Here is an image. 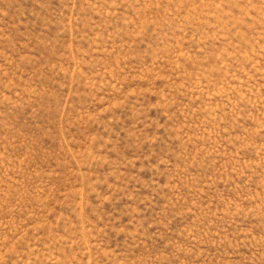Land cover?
<instances>
[{"label":"rangeland","instance_id":"obj_1","mask_svg":"<svg viewBox=\"0 0 264 264\" xmlns=\"http://www.w3.org/2000/svg\"><path fill=\"white\" fill-rule=\"evenodd\" d=\"M0 264H264V0H0Z\"/></svg>","mask_w":264,"mask_h":264}]
</instances>
